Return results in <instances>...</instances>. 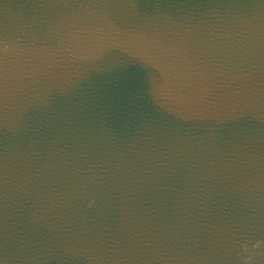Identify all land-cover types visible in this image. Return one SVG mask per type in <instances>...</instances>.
<instances>
[{
	"label": "water",
	"instance_id": "95a60500",
	"mask_svg": "<svg viewBox=\"0 0 264 264\" xmlns=\"http://www.w3.org/2000/svg\"><path fill=\"white\" fill-rule=\"evenodd\" d=\"M0 264H264V0H0Z\"/></svg>",
	"mask_w": 264,
	"mask_h": 264
}]
</instances>
